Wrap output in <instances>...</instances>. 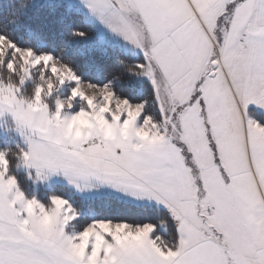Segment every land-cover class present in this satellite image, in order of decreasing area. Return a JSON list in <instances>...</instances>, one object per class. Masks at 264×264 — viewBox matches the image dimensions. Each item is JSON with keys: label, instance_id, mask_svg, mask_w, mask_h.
Masks as SVG:
<instances>
[{"label": "snow or ice", "instance_id": "snow-or-ice-1", "mask_svg": "<svg viewBox=\"0 0 264 264\" xmlns=\"http://www.w3.org/2000/svg\"><path fill=\"white\" fill-rule=\"evenodd\" d=\"M264 0H0V264H264ZM19 147V146H17ZM84 221V223H81Z\"/></svg>", "mask_w": 264, "mask_h": 264}, {"label": "trees", "instance_id": "trees-1", "mask_svg": "<svg viewBox=\"0 0 264 264\" xmlns=\"http://www.w3.org/2000/svg\"><path fill=\"white\" fill-rule=\"evenodd\" d=\"M250 109L253 110L254 114H256L258 118H264L263 113H258L254 111L255 109L253 108ZM20 148L24 149V146L20 142L18 141L6 142L0 136V151L8 150L7 152L9 157L8 174L15 176V178L17 179L18 187L24 192L26 196L35 197L40 202L46 204L49 199L50 193L54 191L59 193L61 191H64L65 189L62 188L63 185L60 183H56L51 187H46L42 184L38 185V187H35L34 184L31 182V180L27 179L25 172L17 169L19 162L17 157L14 156L13 153L18 152ZM81 223H84V221H81Z\"/></svg>", "mask_w": 264, "mask_h": 264}, {"label": "rangeland", "instance_id": "rangeland-1", "mask_svg": "<svg viewBox=\"0 0 264 264\" xmlns=\"http://www.w3.org/2000/svg\"><path fill=\"white\" fill-rule=\"evenodd\" d=\"M250 108L255 109L254 106L251 105ZM0 136L6 142L18 141L24 146L25 150L27 149V143L25 137L22 136L20 132L15 128L11 114L5 113L3 116H0ZM17 169L24 171L27 179L31 180V182L34 184L35 187H38V185L41 184L46 187H51L56 183L62 184L61 177L58 174H52L45 179H39L36 177L34 168H28L23 164H18ZM26 198H33V197L26 196Z\"/></svg>", "mask_w": 264, "mask_h": 264}]
</instances>
